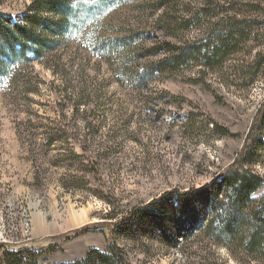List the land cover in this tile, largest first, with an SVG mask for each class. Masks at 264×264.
I'll list each match as a JSON object with an SVG mask.
<instances>
[{
    "label": "rangeland",
    "instance_id": "obj_1",
    "mask_svg": "<svg viewBox=\"0 0 264 264\" xmlns=\"http://www.w3.org/2000/svg\"><path fill=\"white\" fill-rule=\"evenodd\" d=\"M75 1L87 6L76 13L82 29L48 15L60 33L56 48L28 66L29 85L0 91V264L5 252L21 251L38 253L40 262L76 261L90 249L106 251L113 240L131 264H251L193 230L192 211L184 239L171 219L164 236L116 238L112 231L134 207L156 201L169 208L180 193L216 183L251 143L264 103V69L248 66L264 41L251 56H231L223 71L188 65L148 73L169 55L158 48L178 42L156 22L155 0L104 12L99 0ZM190 1L177 0L188 3L180 14L202 2ZM30 2L0 0V10L21 20ZM200 26L185 36L203 35L207 24ZM134 33L140 36L129 46L103 50L106 40ZM256 169L264 178L262 166ZM255 196L264 197V184ZM73 212L86 217L74 227ZM176 235L171 245L167 238Z\"/></svg>",
    "mask_w": 264,
    "mask_h": 264
},
{
    "label": "trees",
    "instance_id": "obj_2",
    "mask_svg": "<svg viewBox=\"0 0 264 264\" xmlns=\"http://www.w3.org/2000/svg\"><path fill=\"white\" fill-rule=\"evenodd\" d=\"M130 1L99 0L95 5L104 12ZM201 1L197 3L200 7L192 14L189 7L186 13L180 14L185 10L183 5L188 3L155 0L154 10L160 11L156 22L178 42H167L158 48L159 51H168L169 55L155 62L148 73L175 72L188 65L223 71L225 66L229 68L231 56H251L257 47L263 45L264 32L261 31L264 30V18L260 17H264V0H220L222 2L218 4ZM85 7L75 0H31L21 20L0 10V91L3 85H29L28 66L56 48L55 39L60 33L48 15L63 17V23L81 30L82 24L77 21L76 13H84ZM229 12L233 15L228 16ZM218 14L223 17L217 21L213 18ZM91 15L87 14L85 19L89 21L93 18ZM202 23L207 24L203 35L185 36L198 31ZM139 36L134 33L123 39L106 40L103 50L127 47ZM252 56L254 59L248 67L258 71L264 69V48H258ZM237 67L239 71L246 68L243 64ZM251 77V83H254L256 71L253 70ZM258 121L248 136L251 143L244 145L234 163L220 172L216 183L180 193L169 208L156 201L134 207L129 217L116 219L112 235L134 239L159 232L164 236L171 219L172 227L184 239L188 233L181 232L185 230L184 218H188L189 211H192L189 223L196 224L193 230H200L213 242L230 249L238 262L245 259L246 263L264 264V197L259 199L255 196L264 184L263 176L256 169L258 165L264 168V154L259 153L260 149L264 151V103L260 107ZM176 223L182 229H178ZM86 228V231L93 230ZM177 237H168L167 240L172 245L178 241ZM15 254L5 252L4 264H51L46 260L40 262L38 253L31 255L21 251L17 256ZM125 254V248L113 240L106 251L90 249L82 259L59 264H131Z\"/></svg>",
    "mask_w": 264,
    "mask_h": 264
},
{
    "label": "bare ground",
    "instance_id": "obj_3",
    "mask_svg": "<svg viewBox=\"0 0 264 264\" xmlns=\"http://www.w3.org/2000/svg\"><path fill=\"white\" fill-rule=\"evenodd\" d=\"M86 217L84 215V212L79 213V212H73L70 220H69V226H78L81 223H83L85 221ZM38 223V222H37Z\"/></svg>",
    "mask_w": 264,
    "mask_h": 264
},
{
    "label": "water",
    "instance_id": "obj_4",
    "mask_svg": "<svg viewBox=\"0 0 264 264\" xmlns=\"http://www.w3.org/2000/svg\"><path fill=\"white\" fill-rule=\"evenodd\" d=\"M262 171L264 172V168L262 169Z\"/></svg>",
    "mask_w": 264,
    "mask_h": 264
}]
</instances>
